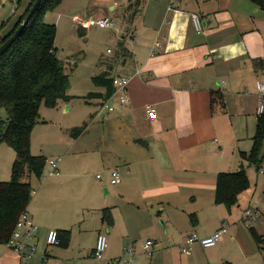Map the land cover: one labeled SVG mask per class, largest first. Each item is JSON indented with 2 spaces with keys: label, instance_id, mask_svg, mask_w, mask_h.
<instances>
[{
  "label": "crops",
  "instance_id": "obj_1",
  "mask_svg": "<svg viewBox=\"0 0 264 264\" xmlns=\"http://www.w3.org/2000/svg\"><path fill=\"white\" fill-rule=\"evenodd\" d=\"M65 1L44 17L57 26V36L68 31L71 21L88 39L86 31L93 27L79 25L76 18L116 20V49L110 54L107 50L111 57L101 70L110 72L111 78L128 77L130 99L125 105L113 99L114 112L100 115L103 122L95 143L93 138L82 143L89 126L80 137L71 136L73 128L88 120L73 127L58 121L64 108L72 111L73 99L83 96L69 93L72 99L61 101L53 112L41 108L36 126L47 127L51 121L65 137L67 148L57 143L52 158L57 156L62 163L61 157H67L71 162L62 169L60 163L61 175L42 185H32L31 180L35 194L27 213L38 226V245L47 243L50 231H68L70 240L67 247L45 245L46 259L39 257L30 264H75L80 256L113 264L142 232L146 242H155V253H164L165 238L168 248L184 255L188 236H211L225 223L228 233L217 246L204 249L203 257L198 248L197 254L184 255L189 262L264 264V226H257L264 219L263 204L241 157L251 152L256 134L249 152L242 151L249 132L247 104L258 101L255 84L264 80V10L249 0H180L173 9L169 0H75L87 10L88 17H82L68 11ZM30 3L23 0L17 7L16 0H0V25L6 23L0 38L12 32ZM193 15L203 24L200 33ZM95 93L105 95L106 90ZM149 107L157 112L155 120L147 117ZM90 119L95 120L91 124L98 123L93 114ZM15 159L16 153L10 171ZM94 163L104 176L99 179L98 174L90 189L87 169ZM241 167L250 188L229 211L215 201L217 179ZM113 170L121 174L116 185L111 184ZM257 209L262 215L250 220L253 227H246L245 211ZM105 210L113 216L110 228L103 222ZM252 230L263 237L262 250ZM100 233L107 234L109 246L104 259L97 261L94 251ZM86 235L94 238L89 248ZM148 262L156 264L157 259L152 256ZM0 264H21L20 256L0 245Z\"/></svg>",
  "mask_w": 264,
  "mask_h": 264
},
{
  "label": "trees",
  "instance_id": "obj_2",
  "mask_svg": "<svg viewBox=\"0 0 264 264\" xmlns=\"http://www.w3.org/2000/svg\"><path fill=\"white\" fill-rule=\"evenodd\" d=\"M249 1L264 10V0ZM35 2L36 0H31L30 6L12 32L0 40V47L15 34ZM62 2L63 0H43L20 37L0 60V108H5L9 115L6 122H0V145L5 144L16 153L11 180L0 182V245L11 240L21 215L32 202L31 178L41 179L46 170L47 158L31 153L32 132L40 122V110L42 107L55 109L61 101L69 102L72 99L69 95L70 75L57 56V26L44 19L47 13L55 11ZM5 25V22L0 25V31ZM92 80L96 86L104 88L106 94L90 93L84 99L96 97L106 102L114 90L111 73L105 72ZM86 129L87 124L73 128L71 136L78 138ZM253 142L251 152L242 153L241 157L251 166L261 169L264 161V115L258 118ZM249 188L250 181L243 167L237 173L220 174L215 201L231 211L238 205L240 195ZM103 222L109 228L114 225L109 210L104 211ZM58 234L60 245L67 247L70 233L63 231ZM252 234L257 246L261 248L263 237L258 236L254 230Z\"/></svg>",
  "mask_w": 264,
  "mask_h": 264
},
{
  "label": "rangeland",
  "instance_id": "obj_3",
  "mask_svg": "<svg viewBox=\"0 0 264 264\" xmlns=\"http://www.w3.org/2000/svg\"><path fill=\"white\" fill-rule=\"evenodd\" d=\"M22 3L23 0H21V4ZM65 4L67 6V10L70 11L71 13L73 11V13H76L79 16L88 17V13L85 7L79 5L77 2H75V0H66ZM51 16L49 17V20H51ZM77 28L78 27L76 25H73V23H71L70 21L68 31L64 30L58 33V36L56 37L57 39L55 46L57 48L58 58L64 64L66 73L70 75L69 93L75 96H83V98L73 99V103H72L74 106L73 110L69 111L67 110L68 107H65L58 121L62 122L66 127H69L71 125H72L71 127H73L77 125H82L85 119L88 120L87 127L89 126L88 129L89 131L82 138V143L84 142L87 143V141L91 138H93L92 142L95 143L100 136L99 132H101V126L103 122V118L99 119V117L100 115H103L108 111L104 108V106H102L104 105L105 102L101 98H96V97L91 99H84V98L88 96L90 93L101 91V88L94 84L92 78L103 74L101 70L102 67L101 64L102 63L106 64V62L110 60L111 56L108 55L107 50L116 49L115 46L116 36H115V32L111 29L93 27L86 31L88 32L89 37L88 39H84L78 33L79 31ZM1 39L2 38H0V40ZM259 81L264 83V80H259ZM259 101H260L259 99L257 102L249 101V103L247 104L248 113L250 114L248 117L249 132L247 136L248 138H246V140L241 144V150L247 151V153L249 152L253 144L251 138L254 135V132L256 131L257 119L259 118L257 115V108L259 105ZM42 109H44V112L47 111L53 112L51 111L53 109H49L46 107H42ZM91 114H93L98 121V123L97 124L95 123V125L91 124L94 123L95 121L90 119ZM8 117L9 115L7 110L5 108H0V122H6L8 120ZM43 126L46 125H39L38 127L36 126L32 132L31 153L32 155L35 154L34 156L39 154L45 155L48 160L58 159L57 156H55V158H52V155L54 154V152H56L57 143H59L61 146H64L62 147V149L67 148L65 146V137L57 129V125L52 124L51 121L47 127H43ZM95 126L98 128H96ZM66 139L69 140L68 136L66 137ZM0 148H3V156H0V182H5L3 180L10 181L11 180L10 161L11 159L14 158L15 152L11 147L5 144H3V147ZM0 154H1V149H0ZM61 158L63 161L61 163V169H62V166H64V168L67 167L68 163L70 164L71 161L67 160V157H61ZM243 162L245 165L244 167L248 171V175L251 178L250 181H252L253 185H257L258 198L259 200H261V203L263 204L262 209L264 210V161L261 165V169H258L255 166L250 168L247 160L246 161L243 160ZM87 170L90 171V175L88 176L87 180H88V187L91 189L93 186L92 184H94V182H96L97 180V175L100 174L102 177L104 175L102 172V168L96 163H94L91 167H88ZM31 180H32V185L36 186V185H42L51 179L46 180L42 176L41 179L34 177ZM25 181H28V178H25ZM261 221L262 222H259L257 224L258 227H260V225L264 226V219L262 218ZM245 226L250 228L253 227V224L249 222ZM261 230L263 231L264 229ZM145 234H146L145 232H142L136 238L137 241L131 243L130 246L128 247V249L135 247V249L137 248L138 250V252H134V257L132 262H130V264H134V262H139L141 264H151L148 261L152 258V256H155V259H157L156 264H180V262L182 261L188 262L187 264H194L189 262L190 259L188 257L181 255L180 251L171 250L170 248H168L170 245L168 244L165 238H162V243H163L162 247L166 246L165 248L162 249L164 250V253L162 254L155 253L154 250L155 247L152 248L153 250L151 249L152 250L151 252H146L144 250V245L147 240L145 239ZM86 237H87V241L85 245L87 248H89L93 245L94 238L92 235H86ZM45 245H47V243L45 244V242H40V244L37 246V251L34 258L36 262L39 260V257L46 259V256H42V251L44 250ZM60 246L61 245L58 244L56 246H49V247H60ZM4 247L7 248L6 244L4 245ZM214 248L215 247L210 249H214ZM196 249L200 250L199 255L203 257L205 248L201 247L199 244H195L192 247L193 254H197ZM76 259L77 260L75 264H104V261L100 263L95 262L91 256L87 258L86 257L82 258V256H80L79 259L78 257ZM201 261L202 259L198 264H209L208 261L207 262H203V261L201 262ZM118 262H115L113 264H125L124 259H122L119 263Z\"/></svg>",
  "mask_w": 264,
  "mask_h": 264
},
{
  "label": "built area",
  "instance_id": "obj_4",
  "mask_svg": "<svg viewBox=\"0 0 264 264\" xmlns=\"http://www.w3.org/2000/svg\"><path fill=\"white\" fill-rule=\"evenodd\" d=\"M170 9H173L180 0H169ZM192 20L197 32L203 31V24L197 15L192 16ZM76 21L79 25L88 28V27H99L104 29L114 30L116 27V20L113 17H100V18H90L89 20H82L80 18H76ZM121 41L123 37L121 36ZM159 46V43H157ZM112 51L108 50L110 54ZM140 72H137L139 74ZM113 87L114 91L111 97L104 103V108L108 112H114L115 107L111 104L113 99H116L119 104L125 105L129 103L130 95H129V85L130 79L124 76H113ZM255 90L257 96L259 98V105L257 108V115L261 117L264 115V83L261 81H257L255 84ZM147 117L150 120H155L158 115L155 109L148 108L147 109ZM60 163L61 159H51L47 161V166L44 174L42 175L46 180L59 177L61 175L60 172ZM98 178H101V175H98ZM121 181V174L117 170L111 171V184L116 185ZM35 194V191H32V195ZM262 213L260 210H247L243 215V221L250 222L252 218L261 216ZM228 224H223L221 229L215 232L213 235L208 237H199L196 234H192L187 237L184 246L182 248V253L186 256L192 255V247L195 244H199L201 247L205 249H210L219 243L221 238L228 233ZM37 233L38 226L31 219L29 214L24 212L16 226V229L12 235L11 240L6 243V247L17 252L20 256L21 264H30L32 260H34L36 251H37ZM60 244L59 234L56 231H50L47 237V245L48 246H56ZM109 242L108 236L106 233H100L97 239L96 248L94 251V258L97 261H102L104 259V255L108 249ZM155 247L154 241H147L144 245V250L146 252H151V249ZM134 248H130L126 250L125 255L121 258L124 259L125 264H130V259L134 256ZM121 260H118L119 262ZM117 261V262H118ZM114 261L113 263H115Z\"/></svg>",
  "mask_w": 264,
  "mask_h": 264
},
{
  "label": "water",
  "instance_id": "obj_5",
  "mask_svg": "<svg viewBox=\"0 0 264 264\" xmlns=\"http://www.w3.org/2000/svg\"><path fill=\"white\" fill-rule=\"evenodd\" d=\"M21 0H16V6H19ZM43 0H36L33 7L30 9V12L26 16L25 20L21 24V26L18 28V30L15 32V34L8 39L1 47H0V60L2 57L12 48L13 44L17 41V39L20 37L21 33L24 31V29L27 27L31 19L34 17V15L37 13L39 8L42 5Z\"/></svg>",
  "mask_w": 264,
  "mask_h": 264
}]
</instances>
